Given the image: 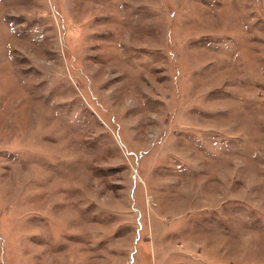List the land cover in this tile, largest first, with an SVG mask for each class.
Here are the masks:
<instances>
[{
  "label": "rangeland",
  "instance_id": "374dc122",
  "mask_svg": "<svg viewBox=\"0 0 264 264\" xmlns=\"http://www.w3.org/2000/svg\"><path fill=\"white\" fill-rule=\"evenodd\" d=\"M0 264H264V0H0Z\"/></svg>",
  "mask_w": 264,
  "mask_h": 264
}]
</instances>
